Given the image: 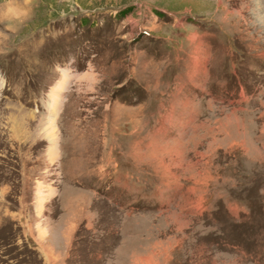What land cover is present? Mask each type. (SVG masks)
<instances>
[{
    "label": "rangeland",
    "instance_id": "374dc122",
    "mask_svg": "<svg viewBox=\"0 0 264 264\" xmlns=\"http://www.w3.org/2000/svg\"><path fill=\"white\" fill-rule=\"evenodd\" d=\"M0 264H264V0H0Z\"/></svg>",
    "mask_w": 264,
    "mask_h": 264
}]
</instances>
